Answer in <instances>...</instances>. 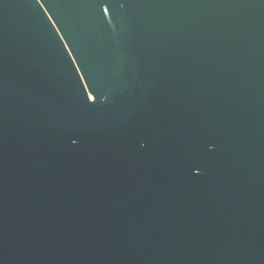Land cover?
Segmentation results:
<instances>
[{
    "label": "water",
    "instance_id": "water-1",
    "mask_svg": "<svg viewBox=\"0 0 264 264\" xmlns=\"http://www.w3.org/2000/svg\"><path fill=\"white\" fill-rule=\"evenodd\" d=\"M0 264H264V0H0Z\"/></svg>",
    "mask_w": 264,
    "mask_h": 264
}]
</instances>
